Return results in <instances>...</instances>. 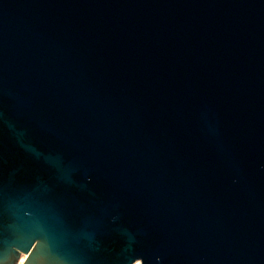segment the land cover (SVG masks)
<instances>
[{
  "label": "water",
  "instance_id": "95a60500",
  "mask_svg": "<svg viewBox=\"0 0 264 264\" xmlns=\"http://www.w3.org/2000/svg\"><path fill=\"white\" fill-rule=\"evenodd\" d=\"M264 264V0H0V264Z\"/></svg>",
  "mask_w": 264,
  "mask_h": 264
},
{
  "label": "built area",
  "instance_id": "2783aa9c",
  "mask_svg": "<svg viewBox=\"0 0 264 264\" xmlns=\"http://www.w3.org/2000/svg\"><path fill=\"white\" fill-rule=\"evenodd\" d=\"M26 258H27L26 255H22L15 264H24L26 261Z\"/></svg>",
  "mask_w": 264,
  "mask_h": 264
},
{
  "label": "bare ground",
  "instance_id": "6f19581e",
  "mask_svg": "<svg viewBox=\"0 0 264 264\" xmlns=\"http://www.w3.org/2000/svg\"><path fill=\"white\" fill-rule=\"evenodd\" d=\"M136 264H138V263H136Z\"/></svg>",
  "mask_w": 264,
  "mask_h": 264
}]
</instances>
